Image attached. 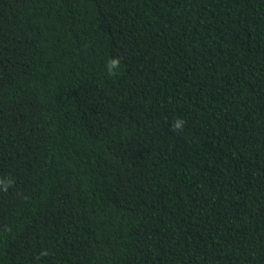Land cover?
Wrapping results in <instances>:
<instances>
[{"label":"trees","instance_id":"16d2710c","mask_svg":"<svg viewBox=\"0 0 264 264\" xmlns=\"http://www.w3.org/2000/svg\"><path fill=\"white\" fill-rule=\"evenodd\" d=\"M0 180V264H264V0H0Z\"/></svg>","mask_w":264,"mask_h":264},{"label":"clouds","instance_id":"9594fccd","mask_svg":"<svg viewBox=\"0 0 264 264\" xmlns=\"http://www.w3.org/2000/svg\"><path fill=\"white\" fill-rule=\"evenodd\" d=\"M120 65V60L118 57H114L110 60L109 62V70H110V74L114 75L115 72L112 71V69H116L119 68ZM183 121H181L180 119H177L175 122V129H179L182 130L183 129ZM12 182L10 180L8 181H2L0 180V191H4L7 192L9 190V188L11 187Z\"/></svg>","mask_w":264,"mask_h":264}]
</instances>
